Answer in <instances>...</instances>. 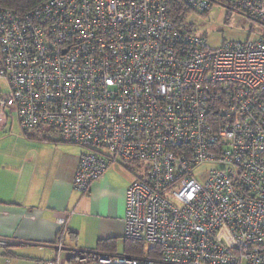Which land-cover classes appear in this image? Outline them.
<instances>
[{"label": "built area", "instance_id": "built-area-1", "mask_svg": "<svg viewBox=\"0 0 264 264\" xmlns=\"http://www.w3.org/2000/svg\"><path fill=\"white\" fill-rule=\"evenodd\" d=\"M167 1L0 7V111L84 149L82 194L112 164L132 168L122 238L159 252L65 251L66 211L42 264H264V31L210 48ZM180 1L204 14L217 3ZM229 2L264 27V0Z\"/></svg>", "mask_w": 264, "mask_h": 264}, {"label": "crops", "instance_id": "crops-1", "mask_svg": "<svg viewBox=\"0 0 264 264\" xmlns=\"http://www.w3.org/2000/svg\"><path fill=\"white\" fill-rule=\"evenodd\" d=\"M83 152L54 129L24 131L13 110L0 111V264L53 259L57 218L66 211L65 251L96 250L99 240L122 238L124 194L134 171L114 163L82 194L71 182Z\"/></svg>", "mask_w": 264, "mask_h": 264}, {"label": "rangeland", "instance_id": "rangeland-1", "mask_svg": "<svg viewBox=\"0 0 264 264\" xmlns=\"http://www.w3.org/2000/svg\"><path fill=\"white\" fill-rule=\"evenodd\" d=\"M184 22L194 32L204 37L210 48H217L226 41L254 40L264 31V27L257 21L223 3L222 5L214 3L205 14L190 11L185 16ZM0 89L2 92H8V87L3 82H0ZM109 252L115 256H132L126 251L123 238L118 239L115 249Z\"/></svg>", "mask_w": 264, "mask_h": 264}, {"label": "trees", "instance_id": "trees-1", "mask_svg": "<svg viewBox=\"0 0 264 264\" xmlns=\"http://www.w3.org/2000/svg\"><path fill=\"white\" fill-rule=\"evenodd\" d=\"M44 1L45 0H0V7L7 8L16 13L21 14L31 9H34ZM214 1H216L221 5L223 3L228 7L231 6L229 0H214ZM190 11L191 10L187 6H185L180 0L167 1V14L169 18L177 25L183 24V22L185 21V16ZM123 239L125 240L126 243V251L129 254L136 256L147 255L153 258H156L159 255L157 247L151 248L146 244H144L143 242L137 240L126 239V238ZM117 241L118 239L99 240L96 244V250L102 252L112 251L115 249ZM3 255L6 256L7 253L3 252Z\"/></svg>", "mask_w": 264, "mask_h": 264}]
</instances>
